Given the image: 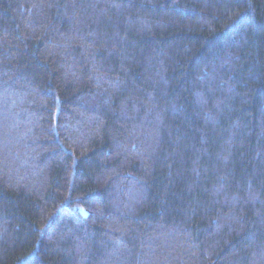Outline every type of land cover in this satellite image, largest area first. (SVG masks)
<instances>
[{
  "label": "trees",
  "instance_id": "trees-1",
  "mask_svg": "<svg viewBox=\"0 0 264 264\" xmlns=\"http://www.w3.org/2000/svg\"><path fill=\"white\" fill-rule=\"evenodd\" d=\"M0 264H264V0H0Z\"/></svg>",
  "mask_w": 264,
  "mask_h": 264
}]
</instances>
